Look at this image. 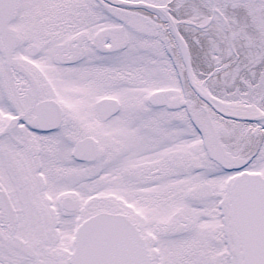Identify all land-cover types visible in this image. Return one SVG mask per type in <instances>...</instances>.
Segmentation results:
<instances>
[{
    "label": "snow or ice",
    "instance_id": "obj_1",
    "mask_svg": "<svg viewBox=\"0 0 264 264\" xmlns=\"http://www.w3.org/2000/svg\"><path fill=\"white\" fill-rule=\"evenodd\" d=\"M0 264H264V0H0Z\"/></svg>",
    "mask_w": 264,
    "mask_h": 264
}]
</instances>
